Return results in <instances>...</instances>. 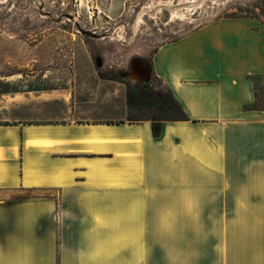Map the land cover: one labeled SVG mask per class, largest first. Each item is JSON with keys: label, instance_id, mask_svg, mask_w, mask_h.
Wrapping results in <instances>:
<instances>
[{"label": "crops", "instance_id": "obj_1", "mask_svg": "<svg viewBox=\"0 0 264 264\" xmlns=\"http://www.w3.org/2000/svg\"><path fill=\"white\" fill-rule=\"evenodd\" d=\"M127 3L88 8L110 22ZM139 62L129 77H157L191 119L158 139L97 70L0 101V264H264V110L248 108L264 20L209 21Z\"/></svg>", "mask_w": 264, "mask_h": 264}, {"label": "rangeland", "instance_id": "obj_2", "mask_svg": "<svg viewBox=\"0 0 264 264\" xmlns=\"http://www.w3.org/2000/svg\"><path fill=\"white\" fill-rule=\"evenodd\" d=\"M96 1L83 0L79 7L77 0H0V101L31 88H69L78 68L86 79L97 70L135 85L129 76L140 78L141 67L131 70L133 63L149 61L162 44L218 18L264 20V0H128L127 15L110 22L88 8ZM176 8L180 12L174 16ZM141 13L143 23L138 25ZM152 80L162 87L157 77ZM252 82L257 103L264 106V76H253ZM9 120L0 115V123ZM50 194L58 196L55 191L25 189L11 196ZM187 253L188 260L199 262V251Z\"/></svg>", "mask_w": 264, "mask_h": 264}, {"label": "trees", "instance_id": "obj_3", "mask_svg": "<svg viewBox=\"0 0 264 264\" xmlns=\"http://www.w3.org/2000/svg\"><path fill=\"white\" fill-rule=\"evenodd\" d=\"M253 80V76L250 77ZM114 80V79H111ZM127 92L128 115L127 122L135 124L144 121L151 122L153 136L158 139L162 137L163 125L167 122L190 121V117L176 100L170 89L155 88L153 80L149 83L131 84L124 82ZM9 89V88H8ZM5 89L8 93L11 90ZM40 88H31L28 91H39ZM256 100L248 108L264 110L263 105L257 103L258 94L255 88ZM121 121L120 123H123Z\"/></svg>", "mask_w": 264, "mask_h": 264}, {"label": "bare ground", "instance_id": "obj_4", "mask_svg": "<svg viewBox=\"0 0 264 264\" xmlns=\"http://www.w3.org/2000/svg\"><path fill=\"white\" fill-rule=\"evenodd\" d=\"M179 9L178 8H176L175 10H173V15L175 16V15H177L180 11H178ZM144 14L143 13H141L140 15H139V17H138V19H137V24L138 25H140L141 23H143V16ZM177 17V16H176ZM139 64H141L140 62L138 63V65ZM141 67V66H140ZM142 68V67H141ZM139 74V76H141V74H140V72H138ZM140 78H142V77H140Z\"/></svg>", "mask_w": 264, "mask_h": 264}, {"label": "water", "instance_id": "obj_5", "mask_svg": "<svg viewBox=\"0 0 264 264\" xmlns=\"http://www.w3.org/2000/svg\"><path fill=\"white\" fill-rule=\"evenodd\" d=\"M135 63V62H134ZM151 82V77H149L147 80H142L141 83H149Z\"/></svg>", "mask_w": 264, "mask_h": 264}, {"label": "flooded vegetation", "instance_id": "obj_6", "mask_svg": "<svg viewBox=\"0 0 264 264\" xmlns=\"http://www.w3.org/2000/svg\"><path fill=\"white\" fill-rule=\"evenodd\" d=\"M140 72V74H141V71H139Z\"/></svg>", "mask_w": 264, "mask_h": 264}]
</instances>
